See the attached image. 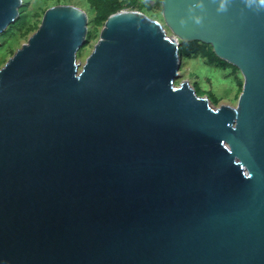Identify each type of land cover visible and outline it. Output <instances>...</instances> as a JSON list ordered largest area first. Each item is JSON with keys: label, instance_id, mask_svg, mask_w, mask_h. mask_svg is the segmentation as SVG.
I'll use <instances>...</instances> for the list:
<instances>
[{"label": "water", "instance_id": "1", "mask_svg": "<svg viewBox=\"0 0 264 264\" xmlns=\"http://www.w3.org/2000/svg\"><path fill=\"white\" fill-rule=\"evenodd\" d=\"M162 9L111 14L80 70L87 14L48 8L0 70V264H264V2ZM178 41L239 69L236 106L175 84Z\"/></svg>", "mask_w": 264, "mask_h": 264}, {"label": "rangeland", "instance_id": "2", "mask_svg": "<svg viewBox=\"0 0 264 264\" xmlns=\"http://www.w3.org/2000/svg\"><path fill=\"white\" fill-rule=\"evenodd\" d=\"M118 1L123 4L121 10L140 11L152 19L163 22L162 0H137L138 5H144L143 7L133 5L132 0ZM58 5L77 6L88 16L87 40L77 53V63L81 64L80 70L82 69V65L85 64L98 42L105 23L97 22L96 8L90 5L88 0H22V6L26 7L24 11L26 24L11 29L8 27L6 32L9 29L10 31L6 35L0 34V70L37 31L45 11ZM210 50L208 45L204 46L200 52L183 60L180 76L176 79L175 84L179 85L183 81H188L199 93H202L203 90L211 92L218 100L217 104L211 102L214 108L223 104L236 106L243 87V76L239 69L226 61H221L218 57L211 60L206 59ZM212 95L211 98H214Z\"/></svg>", "mask_w": 264, "mask_h": 264}, {"label": "trees", "instance_id": "3", "mask_svg": "<svg viewBox=\"0 0 264 264\" xmlns=\"http://www.w3.org/2000/svg\"><path fill=\"white\" fill-rule=\"evenodd\" d=\"M88 3L96 8V10H97V22L98 23H104L106 21V19L111 14L120 11L122 6H123V4L121 2L119 3L118 0H88ZM132 4L136 5L138 7L144 6V5H138L137 0H132ZM25 9H26L25 6H22L20 8V16L15 21V23L12 24V26H9L10 29L14 28V27L23 26L26 24V15L24 14ZM10 29L7 32L5 31L6 33L4 32L3 34L6 35L10 31ZM204 46H207V44H203L200 42H182V41H180V55L182 56V60H185L189 56L200 52ZM208 46L210 47L211 50H210L209 54L206 56V59L211 60L213 58H216L217 56L215 55L213 48L210 45H208ZM221 61H223V60H221ZM196 91H197V89H196ZM197 93L201 96L206 95L212 103H215V104L218 103L217 98L214 95H212L211 92H204V90H203L202 93H199L198 91H197ZM211 95L214 98H211Z\"/></svg>", "mask_w": 264, "mask_h": 264}, {"label": "built area", "instance_id": "4", "mask_svg": "<svg viewBox=\"0 0 264 264\" xmlns=\"http://www.w3.org/2000/svg\"><path fill=\"white\" fill-rule=\"evenodd\" d=\"M163 24V22H161ZM168 34H170V31L166 28ZM180 43V41H178ZM181 60V63H180ZM182 56L180 55V52H178V62L180 63V69H181V64H182ZM180 69H179V73H180Z\"/></svg>", "mask_w": 264, "mask_h": 264}, {"label": "clouds", "instance_id": "5", "mask_svg": "<svg viewBox=\"0 0 264 264\" xmlns=\"http://www.w3.org/2000/svg\"><path fill=\"white\" fill-rule=\"evenodd\" d=\"M262 2H264V0H262ZM221 7H223V5H221Z\"/></svg>", "mask_w": 264, "mask_h": 264}]
</instances>
